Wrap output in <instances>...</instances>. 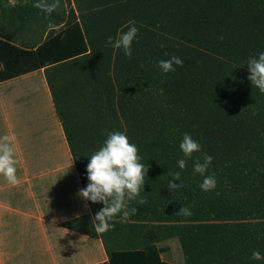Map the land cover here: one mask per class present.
<instances>
[{"label":"trees","instance_id":"16d2710c","mask_svg":"<svg viewBox=\"0 0 264 264\" xmlns=\"http://www.w3.org/2000/svg\"><path fill=\"white\" fill-rule=\"evenodd\" d=\"M35 3L0 0V77L43 67L83 188L109 132L124 133L149 166L129 202L137 212L98 235L109 262L173 264L160 260L168 246L159 243L177 239L182 264H264L252 259L264 255V93L247 67L264 52V0H61L51 15ZM129 21L139 31L131 57L108 44ZM173 55L184 65L164 73L159 61ZM186 133L213 157L214 191L193 171L202 153L178 167ZM171 172L181 176L175 191ZM88 205L62 225L97 236L104 205ZM182 207L192 215H177Z\"/></svg>","mask_w":264,"mask_h":264},{"label":"crops","instance_id":"0c3cea01","mask_svg":"<svg viewBox=\"0 0 264 264\" xmlns=\"http://www.w3.org/2000/svg\"><path fill=\"white\" fill-rule=\"evenodd\" d=\"M4 135L15 137L21 182L12 186L0 175V264H129L110 263L100 236L62 225L89 213L90 207L78 196L83 187L43 67L0 77V137ZM171 240L159 243L168 246L160 260L182 264L178 252H171Z\"/></svg>","mask_w":264,"mask_h":264},{"label":"clouds","instance_id":"9594fccd","mask_svg":"<svg viewBox=\"0 0 264 264\" xmlns=\"http://www.w3.org/2000/svg\"><path fill=\"white\" fill-rule=\"evenodd\" d=\"M61 5V0H36L34 7L41 12L51 15L56 12ZM55 25L49 23L47 28L49 31L55 29ZM126 32L117 34V37H108V44L114 49H122L125 56H132V46L134 42L139 40V31L135 26V21H129ZM222 40L223 37L221 36ZM184 61L178 56H171L167 60L159 61V68L164 73L176 71V66L183 67ZM249 69L248 79L254 88H258L264 93V52L255 56H250L247 61ZM15 137L4 135L0 137V175H2L7 183L12 186L20 184V178L17 175V163L15 158ZM184 158L178 160V167L184 170L193 155L202 153L197 156L193 162V171L204 177L200 188L204 192H211L217 188V179L214 175H208V169L213 163V157L208 153L202 152L201 144L196 141L190 134H184L179 145ZM139 155L137 146L130 142L129 138L122 132H109L108 138L98 151L91 157L87 165L88 185L78 192V196L85 201H91L93 204H103L93 217V228L97 235L105 234L114 228L115 224L111 223L116 217H120V223H127L129 216L135 214L137 209L128 210L129 202L140 198L141 190L144 189L145 176L149 170V166H145ZM173 177L169 181L168 188L175 191L182 187L175 181L181 179L180 172H171ZM140 203H144L143 199H139ZM177 215L190 216L191 210L188 207H182ZM252 259L262 260L264 255L259 250L252 253Z\"/></svg>","mask_w":264,"mask_h":264},{"label":"rangeland","instance_id":"374dc122","mask_svg":"<svg viewBox=\"0 0 264 264\" xmlns=\"http://www.w3.org/2000/svg\"><path fill=\"white\" fill-rule=\"evenodd\" d=\"M8 2L9 3H13L14 0H8ZM28 99H30L32 101H35L36 100V97L34 95H28ZM33 123H35V122H33ZM39 123H42V122H39ZM43 123H46V121H43ZM37 125H39V124L37 123ZM63 154H65V155L68 154V151H67L66 147H64ZM65 155L63 156V159L64 160H65ZM63 165H65V164H63ZM1 181L5 182V183L7 182L6 180H1ZM26 204H28V203H26ZM25 207H27V206H25ZM170 245H171V252L173 253V251H175V252L177 251L178 252V258H180V260H182L181 263H183L181 249H180V245H179V242L177 241V239H172ZM166 254L168 255L169 252H167Z\"/></svg>","mask_w":264,"mask_h":264}]
</instances>
